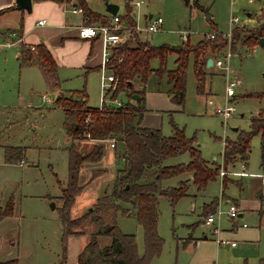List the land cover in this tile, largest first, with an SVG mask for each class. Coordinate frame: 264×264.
<instances>
[{
  "label": "rangeland",
  "instance_id": "1",
  "mask_svg": "<svg viewBox=\"0 0 264 264\" xmlns=\"http://www.w3.org/2000/svg\"><path fill=\"white\" fill-rule=\"evenodd\" d=\"M115 1L119 6L117 13L124 15L126 13L124 3L121 0ZM262 4L263 8L257 9L247 0H189L188 3H185L184 0H142L141 6L135 9L134 22H129L133 28L128 31L136 35L139 40H147L153 46L166 45L169 47L182 45L184 41L181 39L180 33L187 31L189 33L187 42L189 45H194L206 33L214 32V30L225 33L228 30L231 13L238 15L246 26H252L257 21L264 20V3L262 2ZM99 9H103V5L99 4ZM246 10L253 11L255 14L247 15ZM148 14L162 18L161 28L158 31L143 30L146 24L145 15ZM125 21L124 19V23ZM135 25L141 31L134 29ZM136 37L134 36V39ZM134 39L131 41L132 45L135 44ZM231 49L234 54L236 53L230 58V65L238 79V84L235 87L232 101L236 111L226 120L219 114L213 113L207 103L208 99L215 103H220L223 100L225 95L223 71L214 65L210 67L205 72L203 92L200 93L197 89L192 55L188 59L182 105L171 101L167 93L168 84L165 73L150 74L142 86L145 104L147 105L145 100L147 94L150 96L151 108L153 106L154 109L151 116L153 124L158 126L157 128L163 135L171 134L172 124L182 128L184 134L193 138L198 144L201 157L208 163H212L213 157L217 158L216 164L221 162L223 139L236 140L240 131L249 130L250 118L260 107L264 106L263 98L251 95L264 92V45L254 46L253 51H246L247 48L241 47L239 44L233 47L231 45ZM216 55L220 56L222 52L219 51ZM175 58L174 52L166 54L165 69L174 68ZM150 64L156 68L159 66V61L153 59ZM101 76L102 70L99 68L96 71L88 72L84 77L82 75L74 77L69 85L65 86L72 85L83 88L84 83L88 94V104L101 106ZM35 90L37 91L34 92L39 95L48 93L52 101L39 102L38 109L28 111L27 115L22 113L24 122L20 124L10 126L8 122L13 118L12 113L17 111L16 109L0 107V144L16 142L19 146L28 148L24 157L26 163L19 164L18 161L15 164H9L4 163L0 147V206L3 207L9 198L12 199L14 205L13 214L0 219V258H18L20 264H69V262L75 261L77 253L85 246V241L89 240L90 233L96 227L92 222L86 221L78 228L81 231L80 234L67 237L63 263L61 223L57 208L51 209L54 203L53 200H48V195L53 196L60 193V185L57 180L62 185L66 183L68 161L66 147L69 143L63 126V111L53 102L55 95L49 90H44L42 85H37ZM119 97L122 100L126 98L123 93ZM29 99L37 101L36 96L31 98L29 94L23 98L26 101ZM235 126L238 127V131L232 130V127ZM250 147L248 157L237 159L234 162L235 169L240 171L241 161H245L247 163L246 174L260 172L263 176L264 165H260L259 135L251 137ZM189 159L188 153H183L169 158L165 163H186ZM103 163L107 168L105 178H112L118 167V162L112 159L111 154H108L103 159ZM243 178V190H240L234 182H228L224 189V196L229 198H236L239 195L251 197L256 178L252 180H249L250 176ZM232 179L236 181L240 178ZM167 182L170 185L176 183L175 179H170ZM220 184L221 179L215 177L206 183L203 190L192 185L189 195L181 197L174 204L167 197L160 196L158 198L159 215L156 230L163 239V244L160 252L153 255L148 264H264V218H261L259 222L260 216L255 211L246 212L242 218L238 219V223L247 224L249 228L255 229V232L253 239L250 238L247 244L239 242L241 240L233 241L234 244L241 243L236 249L225 245L218 252L215 249L214 255H197L188 248H182L178 242V237L190 233V225L196 223L201 213H205L206 207L217 200ZM107 185L110 186L111 182ZM109 188L105 191H110ZM164 188L166 187L164 186ZM196 189L202 190V192L196 193ZM87 194H81L80 199L75 203V209L78 211L75 217L87 211L91 198V195ZM60 204L61 202L58 200L56 207H59ZM72 206L70 217H72ZM227 208V204L219 207L222 211L219 219L220 229L229 228L231 224L226 214ZM217 210L218 206L214 208L213 212ZM88 222L90 223L86 225ZM116 225L121 232L134 235L137 252L142 255L144 253L143 228L135 216L119 214L116 218ZM194 234L201 236V228H195ZM218 237L219 235L213 234L215 240ZM10 261L16 264V260Z\"/></svg>",
  "mask_w": 264,
  "mask_h": 264
},
{
  "label": "trees",
  "instance_id": "2",
  "mask_svg": "<svg viewBox=\"0 0 264 264\" xmlns=\"http://www.w3.org/2000/svg\"><path fill=\"white\" fill-rule=\"evenodd\" d=\"M264 3V0H261ZM84 15L89 21L107 22L82 4ZM126 13L120 15L126 22L133 21L132 11L128 5ZM134 22V21H133ZM217 32V30H214ZM133 33L121 44L111 48L107 61V70L116 77L115 89L109 93V101L99 107H90L86 103L83 90L71 91V95L79 94L78 99L59 96L56 100L64 112L63 126L69 135L66 147L68 154L67 180L61 185L57 207L61 223L62 262L65 260L66 240L69 235L80 234L78 230L86 221L95 225L89 240L77 255L76 264H148L153 255H157L162 247L163 239L157 234L156 226L159 215L158 198L167 197L174 204L187 191L186 182L179 181L176 186L162 187V181L183 173H191L193 184L197 189L215 179L221 168H226L237 159H245L250 148V139L259 134L261 139V162H264V106L250 118V128L240 131L236 140H225L221 163H208L201 157L200 150L191 137L184 134L182 128L172 124V132L163 135L159 128L141 125L144 112V86L152 73L167 76V93L175 104L182 105L185 92V76L189 56L193 57V70L197 79V89L203 92L205 65L207 58L222 51L227 40L216 33L213 37L205 36L194 45L188 40L180 46H153L147 40L134 39ZM264 37V20L252 26H236L231 32V45L251 48L260 45L259 39ZM132 39L135 44L132 45ZM186 42V43H185ZM37 51L44 65L55 71L56 64L45 45L40 44ZM168 52L176 55L175 66L165 69L164 60ZM32 53L21 46L20 65L33 62ZM158 59L159 66L154 68L150 62ZM139 83L140 87L135 84ZM125 100L120 99V94ZM138 94L139 98H132ZM264 99V92L251 94ZM119 98L122 105L113 100ZM108 138L115 139L114 156L118 162L116 174L110 185V191L98 195L92 209H87L78 217H70V208L75 196L83 185L79 183V174L84 162L101 158L103 147L99 142ZM84 140L94 141V145L83 151L80 144ZM183 153L190 159L186 162L167 164L166 160ZM20 147H7L5 160L12 162L21 159ZM99 171H93L94 178ZM127 185V187H126ZM13 201L7 200L0 207V219L12 213ZM211 210V209H210ZM264 214V209L262 210ZM132 214L143 228L144 253L139 255L134 235L121 232L116 225L118 215ZM106 241V243H104ZM0 264H14L12 261H0Z\"/></svg>",
  "mask_w": 264,
  "mask_h": 264
},
{
  "label": "crops",
  "instance_id": "3",
  "mask_svg": "<svg viewBox=\"0 0 264 264\" xmlns=\"http://www.w3.org/2000/svg\"><path fill=\"white\" fill-rule=\"evenodd\" d=\"M109 1L117 4L115 0ZM99 4L103 5V9H99ZM87 7H89V9L93 12L109 19L111 13L106 10L104 0H89V2L87 3ZM151 16L152 14L145 15V21H147V19ZM81 18L82 15L79 13L64 12L62 10L61 0H31V7L29 11L16 7L15 0H0V43L5 41L12 31H15L18 37H20L18 43H12L10 45L4 46L0 45V107H7L9 109L13 108L17 110L14 111L16 115L12 113L13 111L11 112L13 114V118L9 120L8 118H6L10 126H14L15 124H20L21 122H24L21 114L24 113L27 115L28 111L38 109L40 106L39 102L52 101L48 93L45 92L39 95L37 94V92H34L37 91L35 90L37 85L44 86V90H49V92H52L55 95V99L53 100V102L61 110V105L59 102H57L56 99L59 96L78 99L80 97L79 94H70L71 91L75 90H83L85 92L86 103L88 106H90L88 104V94L86 92L84 83L82 85L83 88H78L72 85L70 87L65 86L69 85V82L73 80V78L76 76L82 75L84 77L88 72L98 70L102 62L103 45L101 39H84L78 37L77 35V24L81 22ZM42 19H44L45 22L42 24H38V21ZM40 44L45 45L46 48L49 50L56 64L55 71L51 70L43 64L41 57L39 56L37 51V47ZM22 45L25 46L30 53H32L33 57V62L23 66L20 65ZM30 46H33L34 49L31 50ZM253 49L254 48H252L251 51H253ZM209 58L213 61L212 53L207 59ZM212 66L213 64L205 65L204 71L207 72V70ZM136 86L140 87V84L137 83ZM27 94H29L31 98L36 96L37 101L35 102L33 101V99H29L27 101L23 100L24 96H27ZM43 94L46 97H43ZM145 100L147 102V105L145 104L147 110L143 114L141 125L157 128L158 126L156 124H153L151 118L154 109L153 106L151 108L150 105V96L146 94ZM213 104L218 103L213 102L212 104H209L212 112L215 113L213 110ZM257 112L255 114H257ZM232 130L238 131V127H232ZM67 138L69 143L68 134ZM224 141L225 140L223 139V146ZM82 143L84 144L81 145ZM99 143L103 147V153L101 158L96 161L84 162L81 168L79 174V183L83 185V188L81 192L75 196V202L71 210L72 217H75V214L78 212L77 209H75V203L78 199H80L79 197L81 194L88 193L89 195H91L90 204L87 208L89 209L92 207L94 201H96L98 195L106 189L108 190L110 186H108L107 184L112 182L115 177L116 170L112 178H105L107 168L103 163V159L108 154L112 155L113 160L115 159V148L110 147L108 141ZM81 144L80 147H82V150L88 151L92 147V145H94V141L84 140L83 142H81ZM195 144L198 146L196 142ZM0 147L2 148L4 163L15 164L18 161L19 164L26 163L24 157L28 148L19 146V144H17L16 142H10L4 145L0 144ZM7 147H20L23 155L21 159L12 162H7L5 160V149ZM250 148L247 152V157L250 152ZM216 159V157H213L212 162H215ZM21 160H23V163H21ZM244 163L245 169H247V163L245 161ZM235 165V163H232L228 165L230 166V168H228L227 166L226 169L229 171H237L235 169ZM260 165L263 166L264 162H261ZM93 171H99V174H97L94 178H92L91 176ZM247 175L250 176L249 180L256 178L254 179L256 180V183L251 197L239 195L236 198H229L228 196H224V189L227 187L228 182H234L240 190H243L242 180L244 179L243 177L247 178ZM216 177L221 179L220 192L217 200L214 201V203H212L210 206L206 207L205 213H201L200 218L196 223L190 225V233H187L185 236L178 237L177 239L178 242L181 244L182 248H188L192 252H194V254L196 253L197 255H214L215 249L218 252V250H220V248L225 245H229V247L236 249L241 245V243L247 244L250 238L253 239L252 237H254L255 229L249 228L247 224L243 226V222L238 223V219L242 218L246 212L251 213L252 211L258 212L260 216L259 222L261 221V218H264V214L262 213V210L264 209V172L263 176H261L259 172L256 174L223 175L221 177L217 175ZM235 177H238L240 179L234 181L232 178ZM170 179H175V185L168 184L167 181ZM185 179H188V182L186 184L187 191L184 196H188L190 187L192 185L194 186L191 173H183L175 177L165 179L162 181V186H176L179 181ZM57 182L60 186L62 185L59 180H57ZM202 190H197L196 193L202 192ZM60 194L61 189L58 195H48V200H53L54 203H52L53 206L51 207V209L57 208L56 203H58L59 200L57 198H59ZM230 203H233L237 206L238 217L233 220L229 219L231 222L229 228L220 229L219 220L211 224L205 223V217L208 215L209 212H213L214 208H216L217 206L219 209L220 206L223 207L225 206V204L229 205ZM13 212L14 205L11 214H13ZM89 223L90 222H88L86 225H88ZM216 225L219 226V230L217 232L219 238L221 237L232 242L235 240H241L239 241L241 243H236L234 245L218 243L215 238H213V234H216L213 231ZM195 228H201V236L194 234ZM87 241H85V244L87 243ZM6 260H16V264H20L18 258H0V261ZM76 261L77 256L75 261L69 262V264H75Z\"/></svg>",
  "mask_w": 264,
  "mask_h": 264
},
{
  "label": "built area",
  "instance_id": "4",
  "mask_svg": "<svg viewBox=\"0 0 264 264\" xmlns=\"http://www.w3.org/2000/svg\"><path fill=\"white\" fill-rule=\"evenodd\" d=\"M109 1V0H107ZM124 5H128L131 8L132 14L135 13L136 10L139 8L142 4V0H121ZM249 3L254 5L257 9H262L263 4L261 0H247ZM89 0H61L62 4V10L64 12H71V13H79L82 15L81 22L77 24V35L80 38L84 39H92V38H100L103 45L102 50V62L100 69L102 70V76H101V89H102V96H101V102L102 104L106 101H109V93L115 89V82L116 77L113 73L109 72L107 70V61L109 58V55L111 53V48L114 46H117L124 42L126 38L129 36L128 29L133 28L130 26L126 21L124 23V19L120 18V15L116 12L115 14H110L109 19L107 22H101V21H89L87 17L84 15V9H83V3L87 4ZM246 13H249L247 15H254L253 11L246 10ZM134 15V16H135ZM133 16V15H132ZM162 18L160 16L157 17H149L146 21L145 27L143 30L148 32H155L158 31L161 28ZM44 19L39 20L38 24L44 23ZM245 25L242 23L238 15L230 14L229 20H228V30L225 33L222 32H209L206 33L207 37H213L216 33H221L223 37L226 38L227 43L225 47L223 48L222 55L218 56L216 55L215 58H213L212 64L223 71V75L225 76V95L223 100L218 104H213V110L215 113L219 114L223 117L224 120L228 119L235 111L236 107L232 103L233 97L235 95V87L238 84V79L236 75L233 73V68L230 65V58L234 54L231 49V32L232 29L236 26H243ZM134 29L137 31H141L136 25L134 26ZM180 37L183 41H187L189 37V33L187 31H182L180 33ZM20 40V37H18L17 33L15 31H12L9 36L6 38L5 41L0 43V45H10L12 43H18ZM253 47L247 48L246 51L252 50ZM30 49L33 50L34 47L30 46ZM249 53V52H248ZM43 97H46L44 94ZM113 103L116 105H122V101L118 98L113 100ZM209 104H212L213 101L211 99L208 100ZM106 141L109 142L110 147H115V139L114 138H108ZM222 159V156H221ZM222 162V160H221ZM220 162V163H221ZM21 163H23V160H21ZM243 175L246 174L245 172V163L244 161H241V170L240 171H229L226 168H221L219 170L218 175L221 177L223 175ZM222 214V211L218 209L216 212H211L205 217V223L211 224L215 221H218L220 219V216ZM227 217L229 219H236L238 217V208L235 204L230 203L228 205L227 211H226ZM242 225H246L245 223H242ZM219 230V226L216 225L213 229V231L217 234ZM220 244H230L234 245V242L228 241L223 238H217L216 240Z\"/></svg>",
  "mask_w": 264,
  "mask_h": 264
},
{
  "label": "water",
  "instance_id": "5",
  "mask_svg": "<svg viewBox=\"0 0 264 264\" xmlns=\"http://www.w3.org/2000/svg\"><path fill=\"white\" fill-rule=\"evenodd\" d=\"M184 2L185 3H188L189 0H184ZM15 5L18 8L26 9L27 11H29L30 10V7H31V0H15ZM104 5L106 7V10L109 13H111V14H115L117 12V10H118V5L116 3H114V2L104 0ZM247 14H249V13H247ZM134 15L135 14H133V16ZM259 42H260V45H264V37H261L259 39ZM210 64H212V59L209 58L206 61V65H210ZM132 98L138 99L139 98V95L138 94H133L132 95ZM126 187H127V185H126ZM89 209H92V207L89 208Z\"/></svg>",
  "mask_w": 264,
  "mask_h": 264
}]
</instances>
